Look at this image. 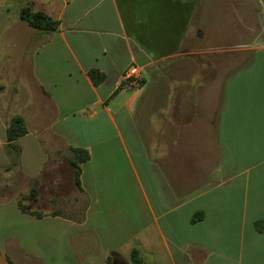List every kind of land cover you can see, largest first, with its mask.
<instances>
[{
  "label": "crops",
  "instance_id": "obj_1",
  "mask_svg": "<svg viewBox=\"0 0 264 264\" xmlns=\"http://www.w3.org/2000/svg\"><path fill=\"white\" fill-rule=\"evenodd\" d=\"M195 5L0 0V264H103L133 247L143 264H264V0L249 18L260 33L216 50L182 47ZM22 6L55 29L28 25ZM28 29L31 82L8 59ZM131 62L141 83L122 87ZM15 114L26 132L10 143ZM71 147L88 154L78 185ZM63 162L82 205L20 210Z\"/></svg>",
  "mask_w": 264,
  "mask_h": 264
},
{
  "label": "rangeland",
  "instance_id": "obj_2",
  "mask_svg": "<svg viewBox=\"0 0 264 264\" xmlns=\"http://www.w3.org/2000/svg\"><path fill=\"white\" fill-rule=\"evenodd\" d=\"M254 5L255 0H196L195 9L191 17V28L188 30L184 38L185 40H183L182 47L190 51L202 47L216 50L218 47L234 44L233 41L245 40L243 31L246 32L247 37L255 31L260 33V26L257 29L249 22V18L254 16ZM34 31L36 30H23L21 34L24 38L21 40V43H16L12 49L8 48V59L12 66L15 59L20 61L18 80L25 77L28 82H31L28 70L29 55L33 48H35V45L28 44L25 47L21 45L29 42L32 37H37ZM246 48H241L242 51L238 53L239 59L242 60L249 54ZM199 58L201 59V57ZM208 58L209 56H204V59ZM210 59L216 60V56L210 57ZM182 62L184 63V60ZM214 80L211 84L212 87L218 79ZM69 171L70 168L68 165L65 166V162L59 163L51 171L59 179H40V183L36 186V199H24L26 205L31 209H39L40 211H50L53 208L60 209L64 213H69L75 205L81 206L82 199L80 197L74 200L73 191L75 188L71 182V172ZM46 174L47 170L45 169L41 177ZM15 177L17 183H23V176L15 175ZM18 186L20 185L17 184ZM17 191H19L18 194L21 192L22 195V190L15 189V192Z\"/></svg>",
  "mask_w": 264,
  "mask_h": 264
},
{
  "label": "trees",
  "instance_id": "obj_3",
  "mask_svg": "<svg viewBox=\"0 0 264 264\" xmlns=\"http://www.w3.org/2000/svg\"><path fill=\"white\" fill-rule=\"evenodd\" d=\"M19 16L21 19H23L28 25L34 27L35 29H39L42 31H51L55 29L57 25V21L53 19L51 16H49L47 13L40 11V10H31L27 6H22L19 10ZM88 75L93 81V83L99 82L104 74L102 72H99L96 69H89ZM142 78L139 77L137 84L141 83ZM120 86H125L127 88L131 87V85L127 82V79H121ZM26 132V127L24 124V120L20 115H12L5 125V138L7 141L12 143L11 141L14 140L16 137L24 134ZM17 149V148H16ZM73 151V156L71 157V164L73 167V173H74V182L78 185V174L80 172L79 168V162L84 161L88 154L87 151L84 148L81 147H71ZM33 184L30 186L29 189V195L32 199L35 198L36 195V180L33 179ZM17 205L20 210L29 212L30 214L34 216H40L42 213L38 210H32L26 207V204L21 201V199L17 200ZM51 213H57L56 211H51ZM198 216H200V213L193 214L190 219L195 220ZM144 261L142 257L139 254V250L137 247H133L128 257L125 258L123 255L116 251L110 252L103 264H143Z\"/></svg>",
  "mask_w": 264,
  "mask_h": 264
},
{
  "label": "built area",
  "instance_id": "obj_4",
  "mask_svg": "<svg viewBox=\"0 0 264 264\" xmlns=\"http://www.w3.org/2000/svg\"><path fill=\"white\" fill-rule=\"evenodd\" d=\"M124 78L127 79V82L130 85H138L137 81L139 78V68L136 63H129L124 71Z\"/></svg>",
  "mask_w": 264,
  "mask_h": 264
}]
</instances>
